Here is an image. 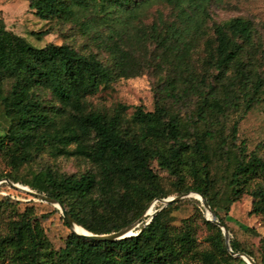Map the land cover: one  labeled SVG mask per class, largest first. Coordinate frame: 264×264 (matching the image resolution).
I'll return each instance as SVG.
<instances>
[{
    "label": "trees",
    "instance_id": "obj_1",
    "mask_svg": "<svg viewBox=\"0 0 264 264\" xmlns=\"http://www.w3.org/2000/svg\"><path fill=\"white\" fill-rule=\"evenodd\" d=\"M162 1L178 10L179 25H166L162 32L153 26L152 36L174 72L167 84L170 96L199 98L193 126L165 106L152 112L137 106L129 116L130 108L124 104L108 112L93 109L88 101L116 80L141 74L133 48L136 35H130L122 20V14L136 12L138 0H28L38 19L71 23L83 35L108 43L110 65L68 44L36 48L14 33L0 39V113L7 124L4 129L0 122V154L14 172L45 152L90 162L93 168L80 176L43 168L31 181L21 182L62 204L86 231V214H113L135 200L149 207L156 200L191 192L208 200L227 229L219 210L229 213L244 194L253 199L252 213H264V157L248 154L243 144H236L238 121L227 133L222 121L231 110L246 114L260 101L264 79L249 60L253 52L261 51L253 25L242 18L214 24L213 38L205 41L204 64L208 73L216 74L209 75L213 81L207 84V77L192 72L188 58L193 41L201 35L210 0ZM217 161L225 174V187L219 191L212 172ZM155 164L168 177L160 175ZM6 178L20 182L13 173L0 175L1 180ZM177 204L141 226L135 237L100 242L71 232L60 250L53 248L28 208L9 221L7 233L0 234V264H193L197 259L201 264H247L228 252L222 230L206 220L203 209L207 250H199L191 218L182 229L173 228L169 215ZM65 225L69 227L66 221ZM230 245L234 252L264 264L237 240L231 239Z\"/></svg>",
    "mask_w": 264,
    "mask_h": 264
},
{
    "label": "rangeland",
    "instance_id": "obj_2",
    "mask_svg": "<svg viewBox=\"0 0 264 264\" xmlns=\"http://www.w3.org/2000/svg\"><path fill=\"white\" fill-rule=\"evenodd\" d=\"M140 6L134 14H122L123 22L128 23L130 35H136L133 48L137 51L141 63L140 75L130 79H118L111 86L102 88L97 94L90 96L88 101L93 109L110 112L119 104H124L130 109L131 116L135 107L142 106L146 111L152 112L159 106L180 113L187 122L195 124L198 96L191 95L185 98L171 97L168 82L174 77L172 67L161 56L162 49L155 42L153 26L162 32L166 25H179L178 10L162 0H138ZM207 16L202 22L200 37L192 43V51L188 62L192 72L201 77H207V84L213 81L209 75L216 74L214 70L207 72L204 64L206 59L205 41L213 38L214 24H223L232 19L242 18L250 21L255 31V40L261 47L260 52H253L251 60L264 79V0H210L207 7ZM153 28V29H152ZM126 29V28H125ZM47 35L39 33L47 31ZM105 31L106 28H103ZM107 32V31H106ZM24 37L30 45L43 48L48 44L73 46L79 53L95 55L105 65L111 64V55L108 43L94 36L83 35L73 24L62 23L57 20L43 21L38 19L29 8L28 0H0V39L8 38L11 34ZM209 76V77H208ZM183 87V85H179ZM207 89L203 86V90ZM227 130L239 122L237 145H244L247 153L255 152L264 157V88L260 94V101L248 113L231 110L227 117L222 118ZM0 122L5 129L7 124L0 113ZM199 127L202 123L199 122ZM195 129L192 128V132ZM43 168H51L54 172L71 176H80L93 168L87 160L79 157H53L49 152L41 154L33 163L26 164L17 172L8 165L7 159L0 154V175L14 174L21 182L31 181ZM157 169V164H155ZM160 175L168 174L157 169ZM213 175L217 180V191L225 187V174L220 162L213 165ZM1 181V179H0ZM190 183V182H189ZM28 188L26 186H23ZM180 196L178 194L171 197ZM253 199L248 194L234 203L229 213L219 210L228 227L230 240H237L243 248L250 252L258 262L264 259V213H252ZM161 203L157 200L149 207L142 200H135L122 206L113 214H86L84 222L90 230L88 232L98 235L107 230H121L130 224H136V232L145 225L151 214L159 210ZM31 208L41 222L47 237L55 250L65 246L66 239L72 229L65 225L60 210L54 205L42 202L24 191L11 187L8 183L0 182V234L8 231V223L17 219L26 209ZM202 203L197 204L194 198H186L175 205L170 212V224L178 230L184 227L185 222L191 218L195 226L199 250L208 249L206 238L209 231L201 218ZM206 215L205 210L202 211ZM115 233V232H113ZM193 264H201L198 259ZM2 264H9L8 262Z\"/></svg>",
    "mask_w": 264,
    "mask_h": 264
},
{
    "label": "water",
    "instance_id": "obj_3",
    "mask_svg": "<svg viewBox=\"0 0 264 264\" xmlns=\"http://www.w3.org/2000/svg\"><path fill=\"white\" fill-rule=\"evenodd\" d=\"M0 182L1 183L6 182V183H8L9 186L15 187L21 191H24L27 194H29L30 196H32L36 199H39L42 202H46V203L54 205V206L58 205L59 208H57V209L60 210L63 218L65 219V221L67 222L69 227L72 229V231L75 234H77L80 237H83V238H86L89 240L100 241V242H116V241H120V240H123L126 238L135 237L142 231L141 230L140 232L130 234L132 231H136V224L133 223V224H130L129 226L123 228L122 230H120L118 232L106 234V235H98V234H92V233H88V234L78 233L74 230V227L78 226L76 221L72 218V216L69 214L67 209L62 204H60L58 201H56L55 199L41 195L35 191L30 190L29 188H25V187L21 186L19 184H15L7 178L1 180ZM186 198H194V199H196L202 203V206L206 212V215H205L206 220L214 223L215 225H217L222 230L223 235L225 237L227 250L233 257L242 258L247 264H257L255 262V260L253 258H251L250 256H248L246 253H244V252L236 253L232 250L231 245H230V235H229L228 229L226 228V226L224 224H222L218 220V216H217L216 212L212 210L208 200L203 195H201L199 193L191 192V193L184 194V195L177 196V197H169L167 199L157 200L159 203L162 204V207L159 210H156L154 212V214L151 215L149 221L144 225V227L146 225H148L159 212H161L162 210H164L168 206L175 204V203H178V202H180ZM207 213H209V216L207 215Z\"/></svg>",
    "mask_w": 264,
    "mask_h": 264
},
{
    "label": "bare ground",
    "instance_id": "obj_4",
    "mask_svg": "<svg viewBox=\"0 0 264 264\" xmlns=\"http://www.w3.org/2000/svg\"><path fill=\"white\" fill-rule=\"evenodd\" d=\"M55 207H56V208H59L58 205H56ZM147 213H148V214H151V215L153 214V212L149 213V210L147 211ZM207 215L209 216V213H207ZM74 230H75L76 232H78V233H81V234H88V233H90V232L84 230V229H83L82 227H80V226H75V227H74ZM134 233H136V231H132L130 234H134Z\"/></svg>",
    "mask_w": 264,
    "mask_h": 264
}]
</instances>
